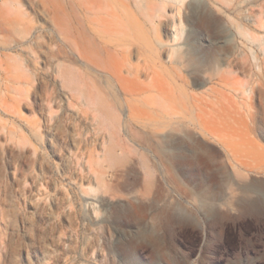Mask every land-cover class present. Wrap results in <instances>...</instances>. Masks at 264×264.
Listing matches in <instances>:
<instances>
[{"label":"rangeland","instance_id":"1","mask_svg":"<svg viewBox=\"0 0 264 264\" xmlns=\"http://www.w3.org/2000/svg\"><path fill=\"white\" fill-rule=\"evenodd\" d=\"M0 264H264V0H0Z\"/></svg>","mask_w":264,"mask_h":264},{"label":"bare ground","instance_id":"2","mask_svg":"<svg viewBox=\"0 0 264 264\" xmlns=\"http://www.w3.org/2000/svg\"><path fill=\"white\" fill-rule=\"evenodd\" d=\"M98 4V3H97ZM101 4V3H100ZM99 4V5H100ZM103 6H105L106 7V5L104 4ZM103 8V7H102ZM115 8V7H114ZM104 9V8H103ZM108 11V10H107ZM107 13H109L110 15L109 16H112L114 19H111L110 18V20L108 19H104L103 17V19H104V22L107 24V25H109V28L110 29H116L117 27H119L118 26V23L120 24V22L121 21H118L119 19H120V16L115 12V11H109V12H107ZM101 15V14H100ZM108 15V14H107ZM107 18V17H106ZM95 19V18H94ZM101 21H103L102 19H101ZM123 22V21H122ZM122 27V26H121ZM125 29V28H124ZM109 30V29H108ZM110 32V31H109ZM248 190V189H247Z\"/></svg>","mask_w":264,"mask_h":264}]
</instances>
